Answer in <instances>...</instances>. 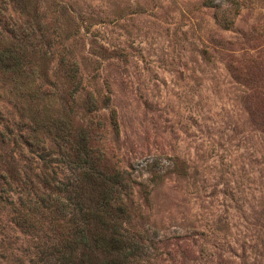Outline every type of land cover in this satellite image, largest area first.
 <instances>
[{
    "label": "rangeland",
    "instance_id": "rangeland-1",
    "mask_svg": "<svg viewBox=\"0 0 264 264\" xmlns=\"http://www.w3.org/2000/svg\"><path fill=\"white\" fill-rule=\"evenodd\" d=\"M3 1L50 39L25 88L40 87L37 110L51 124L72 107L103 163L132 179L120 199L134 264H264V0ZM61 58L77 63L73 100ZM14 87L0 82V106L16 117ZM39 142L49 156L18 157L0 201V264H43L59 238L50 210L29 200L40 176L66 182L68 171L52 136Z\"/></svg>",
    "mask_w": 264,
    "mask_h": 264
},
{
    "label": "trees",
    "instance_id": "trees-1",
    "mask_svg": "<svg viewBox=\"0 0 264 264\" xmlns=\"http://www.w3.org/2000/svg\"><path fill=\"white\" fill-rule=\"evenodd\" d=\"M207 4L217 8L212 0H208ZM21 6L26 8V5ZM6 11L4 1L0 0V36L8 34L11 40L5 44L1 38L0 82L10 80L15 87L9 93L18 96L19 101L9 103L16 117L4 112L0 106V201L3 202L6 191L11 188V179H15L11 168L17 166L18 157L42 162L49 156L50 150L39 142V133L43 131L55 141L68 176L66 182L60 178L54 182L56 177H53V172L40 176L44 189L35 193L34 200H29L35 206L50 210L52 229L55 228L59 236L55 242L40 250V260L43 264L138 262L141 255L134 253L132 241L124 234L123 225L128 223V214L120 199V194L132 179L126 170L103 163L102 157L90 145L87 131L73 125L72 107L69 108L66 99L67 119L58 118L49 124L37 110V89L40 87L29 91L25 88L29 79L35 82L32 56L41 52L42 42L50 39L44 38L42 33L39 37L36 35L42 25L35 28L32 20L19 24ZM220 19L223 28L230 29V20L225 15ZM48 45H51L50 42ZM58 65L63 66L59 76L69 85L66 94L73 100L74 94L80 90L77 63H67L61 58ZM24 100L28 101L27 106ZM88 108L93 110L95 103L89 100ZM33 182L32 179L29 184ZM27 184L24 182V185ZM33 188L35 191L36 184ZM16 224L22 229L34 227L31 220L20 219Z\"/></svg>",
    "mask_w": 264,
    "mask_h": 264
}]
</instances>
